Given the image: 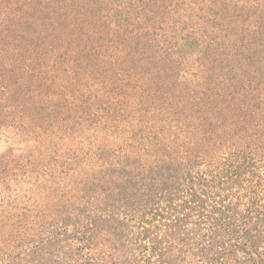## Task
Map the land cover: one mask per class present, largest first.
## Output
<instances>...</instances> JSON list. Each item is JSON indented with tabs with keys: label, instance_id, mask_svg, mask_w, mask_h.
Wrapping results in <instances>:
<instances>
[{
	"label": "rangeland",
	"instance_id": "rangeland-1",
	"mask_svg": "<svg viewBox=\"0 0 264 264\" xmlns=\"http://www.w3.org/2000/svg\"><path fill=\"white\" fill-rule=\"evenodd\" d=\"M249 123L264 0H0V264H264L245 183L230 220L175 190Z\"/></svg>",
	"mask_w": 264,
	"mask_h": 264
},
{
	"label": "trees",
	"instance_id": "trees-1",
	"mask_svg": "<svg viewBox=\"0 0 264 264\" xmlns=\"http://www.w3.org/2000/svg\"><path fill=\"white\" fill-rule=\"evenodd\" d=\"M201 112L202 109L192 107L191 116ZM249 124L250 128L247 135H244L246 132L241 135L239 133H227L220 139L217 137L218 139L214 141L216 146L213 148L208 146V150L196 153L182 147L181 152L186 154L185 158L192 156L190 161H194V163L191 166H195V164L197 167L205 166L204 171L196 179V184L202 188L199 193L193 187L194 177L191 174V166L184 170L186 173L183 174V177L180 176L175 181V185H177L175 190L182 193L178 198L190 210L188 215L196 214V216L201 217L206 211L207 205L210 204L212 212L219 215L217 218L230 220L236 212L235 210L233 213H229L230 205L233 203L231 184L245 183L251 193L245 203L246 205H243L244 207L238 211L241 218L251 219L253 212L257 216L264 217V128L258 130L254 123ZM186 128H190L189 123ZM204 130L206 135L203 136L207 137L210 130ZM247 137L248 139H246ZM209 138L213 139V136ZM168 155L164 154L165 158L161 163L173 166L175 162L169 159L170 155L169 158ZM181 177L182 181L180 180ZM168 201L171 206L172 199ZM237 205H234V209ZM252 208L254 209L252 210ZM19 255L20 252L15 256L5 253L4 257L12 258L19 257Z\"/></svg>",
	"mask_w": 264,
	"mask_h": 264
}]
</instances>
